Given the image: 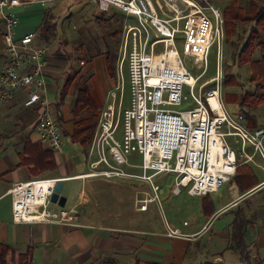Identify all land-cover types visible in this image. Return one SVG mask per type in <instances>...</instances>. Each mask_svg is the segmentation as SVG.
<instances>
[{"label": "built area", "instance_id": "2783aa9c", "mask_svg": "<svg viewBox=\"0 0 264 264\" xmlns=\"http://www.w3.org/2000/svg\"><path fill=\"white\" fill-rule=\"evenodd\" d=\"M63 1L0 0L6 58L0 74V104L9 102L18 90L29 87L40 90L29 94V102L39 106L36 132L53 153L63 150L64 139L46 98L43 79L46 49L34 45V33L17 37L19 20L12 10L32 4L47 7ZM84 1L102 14L113 11L122 14L119 81L107 93L100 110L89 150V157L95 154L96 160L88 164L86 176L147 186L149 190L135 192V207L139 211H146L151 203H160L162 189L153 179L162 173L172 175L174 196L183 190L191 197L206 196L230 181L236 172L237 155L226 141L230 138L240 157L250 161L254 155L260 157L264 174V130H248L243 117L230 115L223 102L221 80L226 31L224 15L218 7L208 0ZM131 18L135 19L134 24ZM177 35L183 37L182 55L191 58L195 68L201 70L192 83L176 48ZM212 47L216 76L198 85L208 68ZM124 63L126 80L122 75ZM126 84L130 102L127 109H122ZM211 84L214 87L204 91ZM184 88L191 93L194 107L177 110L188 100L183 96ZM247 145L252 147V155L247 153ZM214 147H219L215 154ZM135 156L141 157L140 164L130 162ZM61 180L38 179L12 185L8 193L13 223L74 222L77 211L50 209V197ZM167 235L174 236L176 231Z\"/></svg>", "mask_w": 264, "mask_h": 264}, {"label": "crops", "instance_id": "0c3cea01", "mask_svg": "<svg viewBox=\"0 0 264 264\" xmlns=\"http://www.w3.org/2000/svg\"><path fill=\"white\" fill-rule=\"evenodd\" d=\"M232 2L249 15L251 8H264V0H230L222 12ZM61 3L14 8L12 13L19 20L17 37L34 33L35 39L40 38L37 31L46 11ZM63 6L60 5V9ZM115 13L118 12L113 11ZM234 25V30L225 36L224 48L234 58V64L247 71L249 83L242 89L239 74H235L238 84L225 88V101L232 102L237 111L236 114L228 113L234 117L241 115L244 126L250 131L264 130V101L258 103L264 98V87L257 88L259 80L251 81V63L262 60L259 44H264V33L254 21H236ZM253 28L258 35L253 42L251 62L241 64L238 61L246 58L241 50ZM2 30L0 20V74L6 65ZM34 45L45 48L36 40ZM45 49L46 60L51 63L50 51ZM108 70L107 61L98 57L86 63L81 71L90 74L81 90H87L99 110L105 103L108 90L115 84L108 78ZM80 74L75 75L58 108L66 77L63 73L57 79L49 67L44 72L51 115L59 122L64 139L60 153L48 150L36 132L39 106L29 102V94L40 90L35 87L18 90L9 102L0 104V244L11 248L14 264L25 256L29 257L31 264H264V174L260 157L254 155L251 161L245 160L239 156V149L231 140V147L237 151L238 167L230 181L206 196L191 197L183 191L178 196L169 195L165 204L170 223L167 222L168 226L163 230L152 228L147 213L149 207L146 211L135 207V192L144 190L145 185L86 176L88 164L94 161L89 157L93 137L86 150L79 143L72 142L75 123L79 121L73 114L78 90L76 92L72 87L77 84L75 80ZM69 97L72 99L68 101ZM252 102L256 104L251 106ZM250 147L247 145L246 151L252 155ZM40 152H52L54 166V169L45 170L41 177L33 174L24 162L27 158L38 163ZM38 179H62L60 195L66 198V203L64 207L51 204L50 209L77 211L74 222L13 223L9 189L16 183ZM164 194L162 189V196ZM217 222L219 225L215 229ZM169 231H176V235L168 236ZM205 234H210L205 249L197 247ZM222 251H227L228 256L223 257Z\"/></svg>", "mask_w": 264, "mask_h": 264}, {"label": "rangeland", "instance_id": "374dc122", "mask_svg": "<svg viewBox=\"0 0 264 264\" xmlns=\"http://www.w3.org/2000/svg\"><path fill=\"white\" fill-rule=\"evenodd\" d=\"M75 1L78 0H65L61 4H57V8H55L56 6H54V9L49 11V18L52 20V22L57 21V39H55L51 35L49 36L47 43L43 42L42 39L38 37L35 39L37 44L45 46V48L50 51L51 56L49 57V59L51 60V63H49V60L47 61L46 70H48L49 67V71L54 72L57 79H60V77L62 76L61 74L63 73L64 77L72 76L73 74L77 75L78 73L80 74L86 63H89L90 61H93L98 57H103L104 60L107 61V65L109 68L108 71L110 72L108 78L112 79L113 83L115 81L114 86L108 90L109 92L117 85L119 81L118 61L120 56L119 48L120 36L122 32V14L118 12L113 14L111 18H108V16H104L97 10L95 6L88 3L87 1L79 0V4H77ZM229 1L230 0H208L209 3L217 6L221 11ZM62 4H64V6ZM71 4L72 6L70 8H67ZM60 5L63 6L61 9ZM98 17H101L103 19ZM130 22L134 24L135 19L131 18ZM117 32L119 33L118 35ZM177 39L178 41L176 43V48L182 58L183 64L189 71V74L192 78L198 77L201 74V70L195 68L191 58L184 57L182 55L183 37L181 35H177ZM215 56V48L212 47L208 57V68L204 75L199 79L198 85L216 76ZM233 61L234 58L230 57L228 51L226 50V47L224 48L223 46L221 91L223 90L224 94L222 92V98L223 102H225V106L228 112L236 114L237 111L235 110V105L230 101H225V90H227L225 88L233 86L228 82H230L232 78H235V74H239L238 79L242 83V89L247 88V83H249V80L247 79L248 77L246 75L247 71L238 64H234ZM227 74H229V76L226 78ZM122 75L126 80L125 63L122 66ZM89 77V73H81L79 79L75 80L77 84L72 88L77 92V90L86 86ZM238 82L239 81L237 80V84ZM213 87L214 85L211 84L206 87L204 91H207ZM124 89L122 109H127L130 102V94L127 84ZM194 94L197 95V89H194ZM183 96L187 97L188 100L183 101L182 105L176 107V109L184 110L187 108H193L194 105L192 102L191 93L187 88H184ZM71 99L72 97H69L68 101ZM231 140L233 139H226L227 143L233 147V142ZM235 153H237L236 150ZM92 159L96 160L95 154H92ZM130 162L133 164H140L141 157H131ZM153 181L156 185L164 190L165 194L163 196L161 194L159 204L151 203L148 205L149 210L147 213L151 217V227L157 229L160 228L161 230H163V228H167V222L170 223V215L165 204V198H168L169 195L173 196V194L171 193L172 175L162 173L160 175H157L153 179ZM142 188H144V190H149L147 186ZM183 192H185V190H183ZM69 205L70 200L67 201V206ZM218 221L221 222L222 218ZM219 222L215 224V229H217ZM209 236L210 234H205L199 240V244H197L196 246L205 249V245L208 241ZM227 253V251H222L221 255L223 257H227Z\"/></svg>", "mask_w": 264, "mask_h": 264}, {"label": "trees", "instance_id": "16d2710c", "mask_svg": "<svg viewBox=\"0 0 264 264\" xmlns=\"http://www.w3.org/2000/svg\"><path fill=\"white\" fill-rule=\"evenodd\" d=\"M75 2L77 4L80 3L79 0ZM71 6L72 4L67 8H70ZM223 12H224L226 36L229 35L231 31L234 30L235 28L234 22L236 21H242V22L254 21L255 25L258 28H260V30L264 33V8L259 10L251 8L249 15L245 13L242 9L238 8L234 2H232L224 9ZM103 15L108 16V18H111L113 13H104ZM118 34L119 33L117 32V35ZM37 35L45 43L48 42V38L50 35L55 39L58 38L57 21L52 22V20L49 18V11H46L42 25L40 29L37 31ZM257 35H258V31L255 28H253L250 32L249 38L246 41V44L241 50V53H244L246 58L240 59L238 61L239 63L243 64V63L251 62L250 56H251V52L254 50L253 42L257 37ZM259 47L261 49L263 56L260 62L251 63V67H252L251 81L256 82L257 80H259L260 85H257V88L259 87L263 88L264 87V44H259ZM228 76L229 74L226 75V78ZM74 78H75V74H73L72 76H66L65 83L60 95V102L57 105L58 108L60 107L61 102L63 101L67 93V90ZM228 83L232 84L233 86L237 85V81L235 78H232V80ZM244 98H246V96H244ZM262 101H264V98H260L258 100V103ZM255 104H256L255 102H252L251 106H254ZM99 113L100 110L90 99L87 90H81V89L78 90L73 108V114H74V118L79 119V121L75 123L76 130L72 136V142L79 143L80 146L83 148V150L88 149L90 145V142L93 137L94 129L96 126V120L99 116ZM84 116H88V117L84 118ZM94 120L95 122H93ZM24 162L27 164V166L31 168L30 169L31 172L39 177L42 176L45 170H51L52 168L54 169V166H52L53 165L52 152H42L41 160L38 161V163H33L27 158H24ZM13 257L14 256L12 254L11 248L7 245L0 244V264H14ZM17 264H31V261L28 256H25L24 258H21ZM105 264H109V263H105ZM136 264H141V263H136ZM145 264H155V263H145Z\"/></svg>", "mask_w": 264, "mask_h": 264}, {"label": "water", "instance_id": "95a60500", "mask_svg": "<svg viewBox=\"0 0 264 264\" xmlns=\"http://www.w3.org/2000/svg\"><path fill=\"white\" fill-rule=\"evenodd\" d=\"M62 190V183L59 181L56 183L54 192L50 197L51 204L57 205L59 207H64L66 203V198L62 195H60Z\"/></svg>", "mask_w": 264, "mask_h": 264}, {"label": "bare ground", "instance_id": "6f19581e", "mask_svg": "<svg viewBox=\"0 0 264 264\" xmlns=\"http://www.w3.org/2000/svg\"><path fill=\"white\" fill-rule=\"evenodd\" d=\"M170 62H171L172 65H175L174 60L171 59ZM193 79H194V78H192L191 80L189 79V82L192 83V82H193ZM210 101H211V103L215 104V102H214L213 99H210ZM214 138H215V137H212V139H214ZM218 150H219V147H214V149L212 150V153L215 154V153L218 152ZM40 185H42V184H40Z\"/></svg>", "mask_w": 264, "mask_h": 264}]
</instances>
